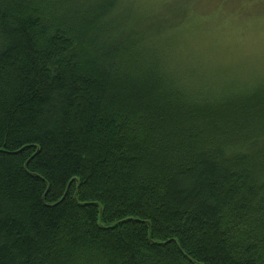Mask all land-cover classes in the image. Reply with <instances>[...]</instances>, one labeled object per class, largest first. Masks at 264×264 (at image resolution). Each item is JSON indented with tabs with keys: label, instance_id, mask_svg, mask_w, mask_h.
Here are the masks:
<instances>
[{
	"label": "trees",
	"instance_id": "trees-1",
	"mask_svg": "<svg viewBox=\"0 0 264 264\" xmlns=\"http://www.w3.org/2000/svg\"><path fill=\"white\" fill-rule=\"evenodd\" d=\"M118 2L0 0V264H264V101L182 87Z\"/></svg>",
	"mask_w": 264,
	"mask_h": 264
},
{
	"label": "rangeland",
	"instance_id": "rangeland-1",
	"mask_svg": "<svg viewBox=\"0 0 264 264\" xmlns=\"http://www.w3.org/2000/svg\"><path fill=\"white\" fill-rule=\"evenodd\" d=\"M118 3L110 19L116 39L139 34L145 61L165 53L182 87L219 106L264 101V0Z\"/></svg>",
	"mask_w": 264,
	"mask_h": 264
}]
</instances>
